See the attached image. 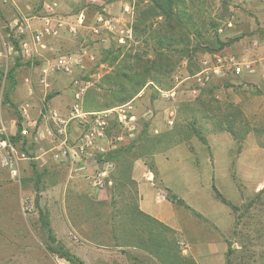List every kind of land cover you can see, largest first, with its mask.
<instances>
[{"label": "rangeland", "instance_id": "1", "mask_svg": "<svg viewBox=\"0 0 264 264\" xmlns=\"http://www.w3.org/2000/svg\"><path fill=\"white\" fill-rule=\"evenodd\" d=\"M57 1L56 17L62 19L67 27L75 21V14L80 10L85 12V24L77 34H71L64 28L58 36L47 37L44 48L34 46L35 65L31 68L25 62L16 68L15 88L8 100L4 97L7 86L5 73L14 64L15 58L10 54L5 56L0 41V123H4L9 131L15 130L12 120H15V111H19L23 102L33 104L29 110L31 118L39 117L43 100L62 113L68 109L71 103L69 76L50 74L47 80L51 85L46 88L39 82L42 68L51 63L56 55L73 53L80 47L91 51L96 60L94 64L87 66L85 76L91 75L92 85L89 89H93L100 77L110 70L107 65L99 63L104 49L111 46L116 48L118 45L124 46V49H142V38L135 37L133 31L123 43L105 31L99 35L91 32L94 18L99 13L118 18L123 25H132L134 8L129 3L115 0L106 6L109 0H100L96 5L88 4L85 0ZM195 1L201 9L198 13L200 22L205 21L198 38L202 45L203 42L213 39L214 32L208 21L209 17H214L219 23L216 34L223 43L220 50L232 53L238 60L264 58V0ZM124 6L128 7V11L123 10ZM0 11L4 24L12 23L17 17L25 18L32 29L40 25V18L44 14L42 0H0ZM1 33L6 42L11 41L7 35L8 28H2ZM210 53L213 51L197 53L192 60V69H199L201 61ZM187 67L188 62L181 60L170 78L161 79V89H167L168 83L173 86L175 75H188ZM263 71L261 62L257 74H229L214 78L201 88L194 98L187 92L191 81L183 82L178 86L176 113L171 126L165 121V109L171 104L158 95L153 97L154 90L151 85L144 88L142 95L137 94L131 99V104L139 114L148 108L153 110L154 116L148 123L149 135L170 130L177 122H191L192 114L189 111L197 108L196 99L199 96L202 100L214 99L213 105L232 103L242 109L251 128L244 140L236 141L227 131H215L212 121L206 122L196 111L194 115L198 120L195 125L201 127L206 142L191 135L184 142L175 145L168 154L169 173L175 192L182 196V178L187 177L186 173H193L191 171L194 168V172L200 173L203 185L185 193L188 194L186 196L189 202L194 208L207 215L211 214L210 216L215 213L219 216L221 212L225 223L230 207L218 199L211 198L212 186L207 187L205 182V156L214 155L215 186L236 207V210L230 209L233 226L224 237L227 251L229 250L227 260L230 261L231 257L237 255L243 261L242 264H261V253H264ZM25 84L33 88L32 97L26 101ZM53 98L55 102L52 103ZM99 101L104 103L105 99L99 97ZM54 103H58V106ZM59 104L64 107L63 111ZM44 149L42 145L31 146L30 152L34 159L27 158L22 161L20 186L14 183L5 171H0V264H75L47 250L48 227L51 228L55 239L84 264H156L144 251L113 246L110 227L106 222L118 214L121 205L127 201V192H132L136 187L135 182L134 186L126 183L120 191H114L110 187L98 191L90 189L78 178H67L64 167L53 163L49 154H43ZM161 152L163 151L154 154ZM154 154L145 155L140 159L146 163L152 161L155 167ZM23 197H29L34 204V209L26 214L22 211ZM92 200L106 203L92 206ZM214 201L221 207V211L214 206ZM97 213H100L101 217ZM42 215H46L48 227L43 225ZM195 215L201 219L198 214ZM188 242L195 248L193 243ZM51 245L56 247L58 244Z\"/></svg>", "mask_w": 264, "mask_h": 264}, {"label": "trees", "instance_id": "2", "mask_svg": "<svg viewBox=\"0 0 264 264\" xmlns=\"http://www.w3.org/2000/svg\"><path fill=\"white\" fill-rule=\"evenodd\" d=\"M115 0H109L112 2ZM134 8V18L131 25L132 31L137 38H142V49L118 45L104 49L99 63L107 65L110 70L105 72L95 84V89H88L84 95L82 108L85 111H98L111 108L133 99L147 85L160 87L161 79L170 78L171 73L181 60L188 62L187 72L195 73L192 69V60L199 52H212L220 50L223 43L216 34L217 23L214 17H209L208 24L213 29L214 36L211 41H205L202 45L199 37L203 23L200 22L198 13L201 11L195 0H123ZM197 5V7H196ZM226 6V5H225ZM1 14V11H0ZM14 43H16L14 41ZM17 48V45L15 44ZM22 64L21 58L15 56L14 64L6 71L5 79L7 86L4 92L5 100L15 88V70ZM194 66V64H193ZM170 81V80H169ZM168 88L172 87L171 85ZM99 90V91H97ZM157 93L152 94L155 97ZM99 97L105 99L104 103ZM197 108L190 109L191 122H177L172 129L149 135L148 123L143 124L142 130L136 139L125 147L119 148L109 154L114 162L111 172L112 188L120 191L126 183L134 186L131 177L133 162L145 155L152 156L155 152L165 151L179 143L184 142L189 136L194 135L202 142L206 138L201 127L195 125L198 118L196 111L206 122L212 121L215 131H227L236 141H242L251 130L242 109L232 103L225 105H213L214 99L202 100L197 97ZM199 108V109H198ZM16 129L12 137L19 139L21 128V116L15 111ZM33 144L23 139L19 149L31 157ZM149 171L155 175L156 169L152 161L146 163ZM214 195L222 203L236 210L234 204L226 199L220 191L212 185ZM127 201L119 208L118 214L108 221L113 246L119 249H138L144 251L156 264H197L189 255L182 253L180 240L175 230L159 222L155 218L143 212L138 205L136 187L132 192H127ZM167 198L172 202L181 203L175 194L168 192ZM105 201H90L92 206L103 205ZM37 204V203H36ZM101 217L100 213H97ZM45 227H48L46 215L41 216ZM49 239L46 243L47 250L58 255L60 258L75 264H84L74 254L59 243L51 230L47 228ZM52 243H57L56 247ZM104 245L103 243H100ZM229 252V250L227 251Z\"/></svg>", "mask_w": 264, "mask_h": 264}, {"label": "built area", "instance_id": "3", "mask_svg": "<svg viewBox=\"0 0 264 264\" xmlns=\"http://www.w3.org/2000/svg\"><path fill=\"white\" fill-rule=\"evenodd\" d=\"M6 1V0H3ZM88 4H99L100 0H85ZM57 0H42L43 15L40 25L32 29L25 18H15L12 23L4 24L0 17V41L7 54L19 56L22 63L25 62L33 68L35 65L34 46L45 47L47 37L58 36L67 28L71 34H77L85 24V12L75 14V21L69 26L56 17ZM125 11H128L126 6ZM8 28L7 42L2 36L1 29ZM111 34L115 39L123 43L131 36V25H123L118 18H112L99 13L95 16L91 26V32L99 35L101 32ZM14 41L16 43H14ZM17 45V48L15 47ZM257 41L254 42V45ZM95 55L87 51L86 47H80L76 52L56 55L54 60L41 70L39 82L44 87H50L47 80L52 73H60L69 76L71 88V103L62 113L51 106L45 100L42 101L38 118H31L29 110L32 105L23 102L19 106L22 119L19 139L14 140L15 134L9 131L4 123H0V171H5L8 177L17 185L22 182L21 163L29 157L19 149L23 139L33 145H42L43 154H49V159L64 167L67 178H78L90 189L104 190L112 185L111 172L114 162L108 156L119 148L130 145L143 128L144 123L154 116L151 108L145 109L139 114L131 104L132 100L123 104L98 111H85L82 108L86 91L92 85L91 75L85 76L87 66L95 63ZM264 66V58L252 60H238L235 55L227 51H213L207 54L201 61L200 68L191 75L184 77L175 75L174 84L167 89H161L153 85L157 95L166 99L171 104L165 109V121L172 125L176 113L178 86L190 80L188 95L196 97L201 88L209 84L212 79L226 75L245 76L254 75L259 71L260 64ZM264 76V71L261 73ZM144 93V88L138 93ZM12 125L16 122L12 120ZM34 204L29 197L22 198L23 213L31 212ZM181 248L186 249L180 242Z\"/></svg>", "mask_w": 264, "mask_h": 264}, {"label": "crops", "instance_id": "4", "mask_svg": "<svg viewBox=\"0 0 264 264\" xmlns=\"http://www.w3.org/2000/svg\"><path fill=\"white\" fill-rule=\"evenodd\" d=\"M111 3H107L106 6H109ZM125 7H123V10ZM32 91V86L25 84V101L27 98L32 97ZM53 100L54 98L52 99V103L55 102ZM57 104L54 103V105L58 106ZM61 109L62 111L64 109L62 105ZM11 132L13 131L11 130ZM176 146L154 154L155 175L149 171L144 160H134L131 177L136 185L139 208L159 222L175 230L179 240L188 248L183 249L182 253L191 256L197 264H242L243 261L237 255L231 257L230 261L229 259L227 260V247L224 237L233 226V217L230 209L227 210V219H225L224 223L220 215L221 212L219 216L216 213L210 216L211 214L207 215L204 212H200L189 202L186 196L188 194H185L187 191L190 190L192 192L197 186L203 185L200 173L194 172L195 169L192 168L191 172L193 173H186L187 177L182 178V188L184 190L182 196L175 192L172 185V177L170 178L169 173L170 161L168 154ZM203 164L205 165L204 175L206 176L205 182L207 183V187L215 186L214 155L206 154ZM168 192L175 194L182 202L176 203L169 200L167 198ZM210 196L217 200L213 192ZM215 202L214 206L221 211V207H218ZM194 213L198 214L201 219L199 220V217ZM188 241L193 243L195 248H192ZM254 261L258 262L256 259ZM260 262L264 264V253H261Z\"/></svg>", "mask_w": 264, "mask_h": 264}]
</instances>
